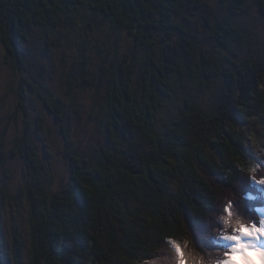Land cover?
Masks as SVG:
<instances>
[{
  "label": "trees",
  "instance_id": "1",
  "mask_svg": "<svg viewBox=\"0 0 264 264\" xmlns=\"http://www.w3.org/2000/svg\"><path fill=\"white\" fill-rule=\"evenodd\" d=\"M251 1L264 15V0H230L228 14L215 18L207 0H0V41L5 62L16 69L27 67L38 30L74 28L86 8L133 41L96 78L90 60L74 66L94 75L89 86L102 95L108 145L97 153L78 151L61 99L31 86L60 122L72 167L64 185L42 177L28 95L19 90L17 111L26 125L12 150L6 148L7 129L1 134L0 162L7 168L10 158L25 159L29 180L20 192L30 202L29 260L20 259L27 247L16 227L14 262L0 237V264H166L168 238L192 237L202 251L216 247L208 234L220 201L237 200L255 217L264 207V186L246 175L264 162V150L259 159L249 144L251 129L264 134V51H251L238 62L225 57L222 67L190 25L196 14L209 13L215 20L208 24L210 37L230 50L241 36L232 14H242ZM213 74L222 77L214 104L189 97L158 127L159 112L187 76L211 81ZM257 175H264V167ZM8 188L0 181V229Z\"/></svg>",
  "mask_w": 264,
  "mask_h": 264
},
{
  "label": "rangeland",
  "instance_id": "2",
  "mask_svg": "<svg viewBox=\"0 0 264 264\" xmlns=\"http://www.w3.org/2000/svg\"><path fill=\"white\" fill-rule=\"evenodd\" d=\"M207 4L214 18L227 15L230 10V0H207ZM91 12V9L86 8L74 28L38 30L31 42L29 61L25 69H16L5 62V47L0 41V136L7 129V150L18 145L15 138L21 135L26 125V118L22 112L17 111L18 93L24 88L28 95L30 134L40 147L42 177L55 186L67 183L72 167L66 153L60 122L37 92L31 90V86L45 92L47 97L61 99L78 151L86 156L92 155L101 146L108 145L101 124L103 99L96 87L89 86L88 81L94 80V75L88 74L86 69L78 72L74 67L75 63L90 60V67L96 72V78L102 65L109 66L114 58L120 59L133 46L132 38L126 31L115 32L107 22L94 18ZM206 15L209 22L206 21ZM232 15L240 27L241 36L231 41L230 50L210 37L208 24L212 22L215 25V20L209 13L203 16L196 14L194 22L190 23L198 36L199 44L210 50L222 67L228 64L225 57L238 62L241 56L251 51H264V15L260 13L258 5L251 1L242 14ZM178 37L177 34L176 39ZM138 56L137 61L142 63L143 53ZM221 88L220 74H213L211 81L193 80L187 76L179 86L177 97L167 101L164 109L159 112L158 127H162L189 97L202 101L205 105L214 104ZM261 125H264V120ZM249 144L252 153L261 159L264 134L258 136L255 129H251ZM28 180L29 175L22 156L10 158L7 168L0 162V181L6 183L9 186L8 191L11 192L2 207L0 237L11 263L14 262L16 252V227L21 229L27 247L20 254V259L25 262L29 260L30 202L27 195L20 192Z\"/></svg>",
  "mask_w": 264,
  "mask_h": 264
},
{
  "label": "clouds",
  "instance_id": "3",
  "mask_svg": "<svg viewBox=\"0 0 264 264\" xmlns=\"http://www.w3.org/2000/svg\"><path fill=\"white\" fill-rule=\"evenodd\" d=\"M264 163L247 169V177L264 186V175L257 173ZM237 200L227 198L217 203L208 234L213 249L200 250L192 237L184 240L168 238L170 251L166 264H264V207H258L255 217L246 215Z\"/></svg>",
  "mask_w": 264,
  "mask_h": 264
}]
</instances>
